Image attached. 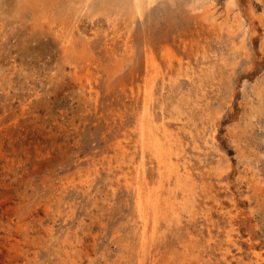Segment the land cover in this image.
Returning a JSON list of instances; mask_svg holds the SVG:
<instances>
[{
    "label": "rangeland",
    "instance_id": "1",
    "mask_svg": "<svg viewBox=\"0 0 264 264\" xmlns=\"http://www.w3.org/2000/svg\"><path fill=\"white\" fill-rule=\"evenodd\" d=\"M170 2L158 0L142 19L137 18L133 29L136 55L126 68L108 71L106 59L101 69L80 67L83 79L94 80L90 95L80 88L71 67L61 58L55 37L48 31L31 29L34 12L19 0H0V264H63L60 258L66 254L56 251L52 244L68 239L73 247L68 260L71 264H133L126 243L137 244L130 223L134 200L122 186L112 193V178L102 157L109 144L119 139L127 143L124 131L135 123L142 98L134 101L129 83L134 81L136 88L144 84L145 42L157 47L166 41L178 49L180 38L190 37L195 44L203 40L198 34L193 40L197 17L190 11L191 0ZM238 2L234 14L241 12L248 31L245 35L237 33L234 40L243 47L237 50L227 36L225 42L211 39V48L229 53L226 61L228 58L235 67L229 70L217 64L215 80L206 81V96L201 107L193 111L199 122L206 110L221 115L216 114L220 120L218 148H207L200 139L199 149L193 145L190 149L195 173L202 176V171L210 169L204 180L214 185L215 197L200 196L197 217L190 221L185 217L183 227L169 230L161 244L153 246L151 253L159 258L157 264L170 261L169 250L177 241L187 240L189 233L195 235L190 264H199L194 257L202 264H264V198L254 196L247 183L255 170L264 184V0ZM215 6L219 21L225 20V0H215ZM94 46L97 55L102 54L101 42ZM195 93L199 95L200 89ZM169 96L168 104L175 93ZM214 167L222 169V178L211 173ZM90 184L91 193L87 194L83 186ZM216 198L219 202L214 201ZM208 209L211 221L206 220ZM223 246L229 247L226 255Z\"/></svg>",
    "mask_w": 264,
    "mask_h": 264
},
{
    "label": "bare ground",
    "instance_id": "2",
    "mask_svg": "<svg viewBox=\"0 0 264 264\" xmlns=\"http://www.w3.org/2000/svg\"><path fill=\"white\" fill-rule=\"evenodd\" d=\"M157 1L158 0H19L25 9L34 12V16L29 24L31 29L48 31V33L55 37L60 48L61 58L71 67L75 79L79 82L80 88L87 90L88 92L86 93L90 95L94 88L91 82L94 80L92 81L89 78L91 80L90 82L87 81V79H83V75L80 73V67L87 65L88 68L96 66L101 69V65L106 64L102 60L106 59L108 65L106 64L104 67L108 68V71L112 69L113 72H119L124 69L126 63L128 64L136 55V44L133 39L135 38L133 37V29L136 20L137 18L142 19L146 10ZM170 1L174 0H169V2ZM238 5V0H225L227 17L225 20L219 21V17L216 14L215 0H191L189 3L190 11L197 17L195 22L192 20L193 23H195L194 33L192 34L193 40L196 38V34H198L197 38H199V35L204 36L202 37L203 40L199 41V44H195L194 42L191 43L192 39L190 37L180 38L178 49L174 48L171 43L166 41L159 45L157 43V47L148 45L145 42V48L143 49L146 71L143 78L144 84L136 88L134 81L129 83V92L134 101L138 98L140 99V97L142 98V104L136 112L135 123L132 126L130 125L131 127H127L124 131L125 137L127 138L126 140H128L127 143L123 144L119 139L117 142L109 144L102 157V160L107 163L105 169L112 178L110 184L112 193H115L119 186H122L126 191L131 193L134 200L135 213L132 214L130 223L132 222L133 228L132 238L137 241V244L126 243L127 253L132 257L133 264H157L159 258L157 259L153 255V246L156 243L161 244L159 242L160 239H163L169 230L178 228V226L183 227L182 221L185 217H187L188 221L194 218L195 214L198 213L197 209L200 204V196L205 195V197L209 199L215 197L212 190V188H215L213 187L214 185L211 187L210 184L206 183L209 180H204L210 175V169L204 172L202 171V176L199 173H195L190 162V155L192 154H190V149L191 145L199 149L201 144L200 139H203L207 148H218L216 132L220 122V114L217 112L219 115H216L217 113L214 114L209 110L203 111L204 114L201 115L199 122L193 115V111L196 107L201 105L202 98L206 96V81L208 80V82L213 83V80H215L216 72L219 71V69H217V64L228 66L230 68L229 70L235 67V65L228 63V58L226 61V54L229 53H225V51L215 52L213 50L214 48H211V39L212 41L215 39L218 42H225L226 39L224 40V37L227 36L232 39V44L237 50L243 47L238 45L234 40L237 33L241 32L245 35L248 31V29L244 27V19L241 12L237 11V13L234 14ZM251 11L253 10L251 9ZM251 11L250 13H252ZM232 14H234V16L231 20ZM96 41L101 42L102 54H98L100 56L97 55V49L94 46ZM99 53H101V51ZM104 71H106V69ZM111 75H115V73H111ZM209 79L212 81H209ZM196 88L200 89L199 95L195 93ZM124 89L126 90V87H124ZM175 89L178 90L177 93ZM113 91H115V89ZM174 93L175 96L173 97L175 98L168 104L166 97L171 94L174 95ZM170 97L171 96H169V98ZM222 108L223 110L225 109L224 107ZM221 112L223 113L225 111ZM197 117L199 118V116ZM199 123L201 125H199ZM248 124L250 125V123H247V125ZM243 129L242 127V130ZM231 132H233V130ZM242 133L244 132H241V134ZM231 135L234 138V134ZM236 140L234 139L239 148L240 143ZM250 150L249 148L248 152ZM243 152L242 149L241 154H243ZM243 157L245 158V155ZM215 167L211 169V173L214 172L218 179L222 178V169L220 168L219 170V168ZM251 177L252 179H247L249 188H252L254 196L256 195L264 198V184L262 179L255 170L251 172ZM246 178L247 177H245V179ZM219 184H221V182ZM230 185H232V183ZM90 186L91 184L89 186H83V188H85L83 191L90 194ZM58 197L56 199H59ZM214 201L219 202V199L216 198ZM211 209H208V211L206 210L207 213L205 216L208 221L212 220ZM48 229H50V227ZM188 235L189 238H186L187 240L181 239L179 240V244L177 241L175 248L169 250L168 255L170 256V261L167 262L166 260L165 262L167 263L165 264L193 263L190 250L195 244V242H193L195 235L193 236L190 233ZM211 239L212 237H210L209 241ZM120 240H122V238ZM117 241L119 240L117 239ZM229 241H231L230 238ZM65 242H67V244ZM52 245L56 251H61L66 254L64 255L65 257L60 258L61 262H63V264H71L68 261L71 258L70 247H72L69 239L68 241H60ZM224 249V254L226 255L229 252V247H225ZM72 250L74 252V249ZM129 258L130 257H128V259ZM194 258H196L195 260H197L199 264L203 263L199 258ZM216 261L218 262V260ZM72 264H77V262ZM107 264H111V262ZM250 264L258 263L257 261H253Z\"/></svg>",
    "mask_w": 264,
    "mask_h": 264
}]
</instances>
